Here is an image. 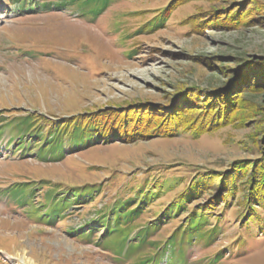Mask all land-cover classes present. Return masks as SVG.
<instances>
[{"label": "rangeland", "instance_id": "374dc122", "mask_svg": "<svg viewBox=\"0 0 264 264\" xmlns=\"http://www.w3.org/2000/svg\"><path fill=\"white\" fill-rule=\"evenodd\" d=\"M36 1L50 10L18 12L0 0V129L7 126L0 136V264H19L25 253L37 264H140L154 254L147 246L120 255L113 243H97L102 237L97 228L90 240L78 239L77 232L152 176L158 184L168 179L176 185L144 212L139 227L183 190L191 168L226 170L237 160L258 157L250 148L264 138V0H193L150 31L151 20L170 0H111L96 19L82 16L77 6H58L60 0ZM200 12L214 15V24L195 32L184 22ZM196 90L203 105L211 95L216 96L211 105L219 94L226 97L228 104L220 107L232 115L229 126L197 139L181 134L96 146L59 162L38 160L30 154L32 147L28 154L15 152L20 138L13 126L27 114L52 122L133 104L179 103L190 109L186 99ZM203 116L211 121L210 113ZM226 117L212 118L220 123ZM26 182L34 187V204L44 202L52 187L61 194L96 185L100 193L49 224L42 213L31 214L34 207L12 206L4 197L10 186ZM41 182L49 185L39 189ZM238 207L232 202L211 218L217 235L186 250V264H264V232L255 224L243 226L236 218ZM258 212L264 220V211ZM180 220L164 225L149 241L167 238Z\"/></svg>", "mask_w": 264, "mask_h": 264}, {"label": "trees", "instance_id": "16d2710c", "mask_svg": "<svg viewBox=\"0 0 264 264\" xmlns=\"http://www.w3.org/2000/svg\"><path fill=\"white\" fill-rule=\"evenodd\" d=\"M190 1L193 0H170L168 5L157 12L151 20L148 31L162 27L174 10ZM7 2L14 5L17 11L22 12H34L38 8L50 9L44 3L37 5L36 0H7ZM110 2L111 0H60L57 4L60 7L77 6L82 15H90L96 19L106 11ZM202 14L200 12L187 18L184 24L195 32L214 24V19L211 21L214 15ZM197 91L194 97L186 99L191 105L190 109L179 103L160 107L133 104L115 109H98L52 122L39 115L27 114L23 118L16 119L13 126L14 136L20 138L15 152L28 154V148L32 147L30 154L38 160L59 162L67 156L96 146L113 143L130 145L159 138L173 139L181 134H189L197 139L229 126L232 115L228 111L221 112L223 105L228 104L226 97L224 95L221 97L219 94L215 99L218 103L211 105V101L214 100L212 98L216 97L211 95L207 98L210 105H203V98L199 97ZM222 100L225 104L220 103ZM230 108L231 104L228 110H231ZM205 111L211 114V121L203 116ZM226 115L227 117L220 123H216L217 120L212 118ZM6 128L7 126H4L0 129V136L6 132ZM28 136L29 139L24 144V139ZM259 140L252 141L250 148L252 152H256L258 156L256 159L237 160L226 170L191 168L194 172L189 175L190 179L183 190L145 226L139 227L136 223L159 195L166 194L174 188L176 185L174 181L164 179L158 184L152 176L149 180L145 179L130 187L127 198L114 201L105 211L99 212L95 222L82 225L77 232V238L90 240L94 229L97 228L102 232V237L97 243L102 245L106 241L113 243L112 250L120 255H125L133 246L136 250L144 246L152 249L153 256L146 258L140 264H159L162 261L166 264H186L188 255L186 250L200 242L207 244L217 235V227L211 224V218L224 213L232 202H236L239 206L236 218L242 221L243 226L255 224L261 233L264 232V220L260 218L258 212V210L264 211V138ZM43 185L49 183L41 182L39 189H42ZM54 189L58 188L52 187L47 190L42 196L44 202L39 204H34L35 190L27 182L10 186L4 197L14 203L12 206L34 207L31 214L42 213L44 223L54 224L63 219L69 210L80 209L93 202L100 193L99 186L87 184L67 188L61 194H57ZM221 206L223 209L219 210ZM184 213L188 214L180 218ZM177 219H181L180 223L167 238L160 242L149 241L150 237L159 233L164 225Z\"/></svg>", "mask_w": 264, "mask_h": 264}, {"label": "bare ground", "instance_id": "6f19581e", "mask_svg": "<svg viewBox=\"0 0 264 264\" xmlns=\"http://www.w3.org/2000/svg\"><path fill=\"white\" fill-rule=\"evenodd\" d=\"M26 254L27 253L24 254V257L22 259L17 260L19 264H37V262H35L34 259L28 257Z\"/></svg>", "mask_w": 264, "mask_h": 264}]
</instances>
